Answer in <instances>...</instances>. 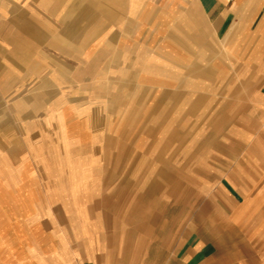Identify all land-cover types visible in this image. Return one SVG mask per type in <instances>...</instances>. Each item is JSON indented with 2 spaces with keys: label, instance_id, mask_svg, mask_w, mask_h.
<instances>
[{
  "label": "crops",
  "instance_id": "obj_1",
  "mask_svg": "<svg viewBox=\"0 0 264 264\" xmlns=\"http://www.w3.org/2000/svg\"><path fill=\"white\" fill-rule=\"evenodd\" d=\"M157 8L180 10L186 34L165 51H139V43L131 53L132 32ZM196 63L209 76L204 89L228 73L253 79L248 88L264 85V0H0V104L10 110L0 118V264H230L223 250L253 249L251 239L240 246L229 234L258 230L263 181L246 188L224 176L195 212L193 194L173 187L179 179L150 183L145 134L130 127L160 97H99V79L113 88L131 65L153 76L142 83L150 90L172 83L163 74H194ZM132 168L133 176L107 180L100 208V170ZM52 184L60 187L34 198L31 186ZM19 190L29 201L21 211ZM66 201L85 211V226ZM30 202L43 206L39 224L27 218L36 216Z\"/></svg>",
  "mask_w": 264,
  "mask_h": 264
},
{
  "label": "rangeland",
  "instance_id": "obj_2",
  "mask_svg": "<svg viewBox=\"0 0 264 264\" xmlns=\"http://www.w3.org/2000/svg\"><path fill=\"white\" fill-rule=\"evenodd\" d=\"M177 12L176 9L165 8H157L152 12L146 10L140 28L134 30V33L132 32L133 36L136 34L139 38L133 40L132 36L131 53L134 54L133 50H136V44L139 43V51L145 48L151 49V51L164 48L165 51L167 45L181 42V37H177L176 34H186V30L181 22L180 24L176 23ZM169 20H172L174 24L171 25ZM133 54L131 55L132 62L136 59ZM199 55L198 60H201V53ZM152 58L154 59V57ZM131 66L122 79L117 74L115 75L116 80L113 88H111V83H109L111 85L109 89L102 88L105 86L103 83L106 82V79H99L101 87L98 92L101 98L113 96L115 100L122 97L132 100L145 98L152 102L151 100L160 97L159 100L163 101L161 106H152L151 104L142 106L145 108L143 110L145 117L130 121L132 129H137L136 131L139 133L145 134L147 160L153 161L155 164L154 167L146 170L151 179L150 183L155 179L162 178L164 186H166L168 180L179 179L178 184L173 187L180 195L193 194L197 205L195 212L198 211L204 200L208 199V193H212L216 189L217 182L224 176L232 175L246 188L252 186L253 183L262 181L264 183V168L259 167L264 163V102L259 99V102L256 103L253 96L254 91L258 95L264 96L262 82L257 89L248 88L245 82L253 79H236L234 73H228L225 83L220 87L204 89L202 87L203 77L207 75L201 71L203 63H196L194 74L186 72L163 74L168 75L169 81L174 77L172 83H164L161 89L152 88L149 90V88L144 89L142 83L147 76L148 82L154 80L153 76L145 75L136 70L133 65ZM193 76L195 81H191L190 77ZM207 77L209 79V76ZM240 80L243 84L238 82ZM191 84L192 86L188 87ZM124 86L126 88H122ZM9 111L8 105L0 104V118H9ZM118 120L115 122L116 125L122 123V120ZM136 159L138 158L132 154L131 160ZM135 171L137 170L133 168L100 170L98 187L104 189L99 196L100 208L107 207V180L112 176L121 178L127 176L128 173L133 176ZM31 187L34 198L42 201L38 195L39 188L46 190L47 188L56 189L60 186L52 184ZM4 198L7 208H9L12 205L11 192H8ZM44 200L48 203L50 195H45ZM51 201L53 200L51 199ZM28 203L23 192L19 190L15 207L21 211ZM30 204L31 207L34 206L32 211L36 213V216L32 215L27 218H31L36 224L41 223L42 216L38 214L44 212L41 210L43 206L41 204L39 206L36 202H30ZM64 204L67 212L77 213L79 221L81 220L80 224L84 225L85 211L81 212L79 204L70 201H66ZM261 220L258 230L254 228L252 235L249 228L234 230L229 234L235 244L245 245L246 241L251 239L250 242L253 245L251 250L246 248L223 250L230 264H264V218ZM84 226L83 228L86 230ZM252 254L257 259H251Z\"/></svg>",
  "mask_w": 264,
  "mask_h": 264
}]
</instances>
